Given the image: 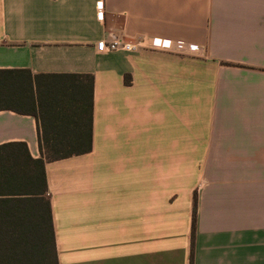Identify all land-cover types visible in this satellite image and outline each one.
Wrapping results in <instances>:
<instances>
[{
	"label": "crops",
	"instance_id": "1",
	"mask_svg": "<svg viewBox=\"0 0 264 264\" xmlns=\"http://www.w3.org/2000/svg\"><path fill=\"white\" fill-rule=\"evenodd\" d=\"M10 142L90 147L44 159L58 264H264V0H0Z\"/></svg>",
	"mask_w": 264,
	"mask_h": 264
},
{
	"label": "trees",
	"instance_id": "2",
	"mask_svg": "<svg viewBox=\"0 0 264 264\" xmlns=\"http://www.w3.org/2000/svg\"><path fill=\"white\" fill-rule=\"evenodd\" d=\"M5 72L10 73L8 82L22 106L26 104L33 77L37 80L39 76H57L32 75L27 69ZM89 149L46 145L45 156L35 159L23 142L0 145V264H58L51 212L43 197L47 187L44 159Z\"/></svg>",
	"mask_w": 264,
	"mask_h": 264
},
{
	"label": "built area",
	"instance_id": "3",
	"mask_svg": "<svg viewBox=\"0 0 264 264\" xmlns=\"http://www.w3.org/2000/svg\"><path fill=\"white\" fill-rule=\"evenodd\" d=\"M103 45L107 50H123L130 52L145 47L154 48L159 45V39L157 37H141L137 40H127L123 37H115L109 41H103ZM177 47L179 49H184L185 44L178 42ZM188 49L190 50L189 47Z\"/></svg>",
	"mask_w": 264,
	"mask_h": 264
},
{
	"label": "rangeland",
	"instance_id": "4",
	"mask_svg": "<svg viewBox=\"0 0 264 264\" xmlns=\"http://www.w3.org/2000/svg\"><path fill=\"white\" fill-rule=\"evenodd\" d=\"M114 263H116V261H114L113 259L112 260H104V264H114ZM87 264H90V262Z\"/></svg>",
	"mask_w": 264,
	"mask_h": 264
}]
</instances>
